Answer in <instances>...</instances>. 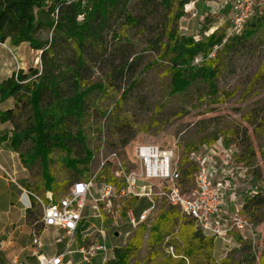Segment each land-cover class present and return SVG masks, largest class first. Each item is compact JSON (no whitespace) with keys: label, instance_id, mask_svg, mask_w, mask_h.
<instances>
[{"label":"rangeland","instance_id":"1","mask_svg":"<svg viewBox=\"0 0 264 264\" xmlns=\"http://www.w3.org/2000/svg\"><path fill=\"white\" fill-rule=\"evenodd\" d=\"M241 12L234 8L233 0H190L179 21V31L196 39L215 30L229 37L241 29L235 23L236 13ZM250 13L246 25L256 14L264 15V0H253ZM132 37L141 39L136 32ZM142 47H137L138 51ZM39 55L40 52L31 49L27 43L14 46L8 40L0 44V85L15 76L18 68L28 72L39 67ZM145 55L137 76L138 87L122 104L121 110L115 106L120 97L116 92L104 99L95 97L91 104L93 111L85 121L83 131L92 158L90 164L81 166L79 172L82 173L81 179L92 181L93 186L87 198L85 220L70 244V252L64 255L63 264H104L112 257L115 247L125 246L138 234L142 225H132L127 211L133 209L138 217L143 209L151 206L149 199L134 200L119 191L105 196L100 190L109 183L119 189L116 175L120 164L123 169L134 167L136 148L141 144H156L174 151L185 193L195 187L196 173L205 162L214 182L221 184L224 190L220 219L227 235L216 237L213 262L200 256L180 261L185 250L182 236L187 226L186 216L166 195H161L156 200L154 215L147 223L141 249L130 264H221L225 258L230 259V264H264V207L244 209L247 199L256 195L264 197V27L249 47L238 52L233 59L224 56L218 80L219 92L215 96L208 94L204 83L173 95L167 60L149 52ZM155 59V63L144 70ZM141 100L143 104L139 107ZM20 108L15 97L3 100L0 93V113L9 109L17 111L20 115L17 122L24 125L29 112H21ZM14 129L11 122L2 123L0 120V143L5 142V151L2 147L1 154L9 162L12 157L16 159L14 164L20 172L10 171L17 182L14 183L15 191L30 200L22 186L42 197L44 192L36 190L44 191L41 164L26 160L30 143H25L18 151L12 147ZM1 154L0 163L5 166ZM66 156L65 152L57 150L49 157L58 197L69 193L76 177L65 166ZM192 169L188 178L183 172ZM0 171L4 173L1 167ZM37 203L30 219L22 218L19 223L17 216V225L21 228L15 234H0V264H12L15 255L19 256L20 264H39L41 255L51 258L66 252L68 240L61 238L59 231L53 228L42 231L36 222H32L41 216V206ZM163 212L168 215V220L161 224L164 242L151 246V227ZM235 218L245 221L244 229L233 226ZM33 232L38 235L36 243L31 238ZM96 243L105 245L107 252L100 251L86 261L79 248Z\"/></svg>","mask_w":264,"mask_h":264},{"label":"trees","instance_id":"2","mask_svg":"<svg viewBox=\"0 0 264 264\" xmlns=\"http://www.w3.org/2000/svg\"><path fill=\"white\" fill-rule=\"evenodd\" d=\"M189 1L0 0V43L8 40L14 46L27 43L40 52L39 67L28 72L19 70L5 85H0L3 100L15 97L17 106L21 105L20 111L28 110L27 122L19 124L20 115L12 109L1 112L0 120L15 125L11 145L16 151L25 143L31 144L25 159L41 164L44 191L36 189L38 193L44 192L41 198L48 192L60 198L49 167V157L54 151L67 154L65 166L75 174V182L82 181L80 168L88 166L92 158L83 126L92 114L93 99L112 97L116 92L120 97L115 106L121 110L138 87L137 76L146 52L167 60L173 95L199 83L207 86L210 96L218 95L224 56L233 59L249 47L264 27V15L256 14L252 22L245 23L232 36L215 30L196 39L179 31V21ZM134 32L141 39H133ZM140 45L143 47L138 51ZM142 104L143 100L139 107ZM183 173L189 178L193 169ZM116 178L121 185L118 172ZM37 202L33 197L27 219L34 215ZM253 206L264 207V197L256 195L247 199L244 209L249 211ZM183 214L187 226L182 236L185 250L180 261L200 256L213 262L216 237L203 233L195 219ZM41 217L42 209L40 218L32 222L43 230ZM157 220L151 227V246L164 242L161 224L168 220L167 213H161ZM146 230L147 224H143L125 246L114 248L112 257L104 264H130L141 249ZM230 263L228 258L221 262Z\"/></svg>","mask_w":264,"mask_h":264},{"label":"built area","instance_id":"3","mask_svg":"<svg viewBox=\"0 0 264 264\" xmlns=\"http://www.w3.org/2000/svg\"><path fill=\"white\" fill-rule=\"evenodd\" d=\"M233 3L236 10L242 11L241 14L236 13L235 17V23L242 29L248 20V14L252 12L253 0H233ZM16 62L19 65L17 58ZM18 71L19 68L16 70V75ZM135 156L134 167L123 169L120 164L118 177L121 185L118 190V187L111 183L106 184L100 190V193L105 196L119 191L123 196L149 199L151 206L143 209L138 217L134 215L133 209L127 213L132 225L147 224L154 215L153 209L157 198L166 195L173 205L178 206L183 213L196 220L197 227L203 233L222 238L227 235V230L223 228L220 219V210L224 204V190L221 184L214 182L205 162L196 173L195 187L185 193L181 187L182 176L176 165L173 150L162 148L156 144H141L137 146ZM3 170L9 178L15 181L8 171ZM160 182L161 186L158 185ZM164 183H168V185L165 187ZM92 186V181L75 182L69 193L60 198H55L51 192H48L45 198H41L22 188L39 202L42 209L43 229H56L62 234L61 238L68 240L66 252L51 258L41 255L39 264H63V257L70 252V244L85 220L87 198L91 193ZM245 224L242 218H235L233 221V226L238 229H244ZM33 238L36 243L38 235L35 233ZM79 250L84 259L90 261L98 252H107V247L96 243L88 247L82 246ZM14 264H17V261H14Z\"/></svg>","mask_w":264,"mask_h":264},{"label":"crops","instance_id":"4","mask_svg":"<svg viewBox=\"0 0 264 264\" xmlns=\"http://www.w3.org/2000/svg\"><path fill=\"white\" fill-rule=\"evenodd\" d=\"M0 149L3 151V146L5 145V142L0 143ZM3 147V148H2ZM5 151V148H4ZM1 154V151H0ZM15 157V156H14ZM1 158L3 162L5 163V166H3L0 163V167L8 171V173L11 175L10 171H13L15 174H19L20 172L17 171V166H15L14 159L12 157V160L9 162L7 158H5L4 155L1 154ZM6 160L8 163H6ZM10 169V170H9ZM4 172V170H3ZM13 176V175H12ZM15 179V178H14ZM17 183L16 180H11L6 174L1 173L0 171V234H7L9 233L11 236L15 234L18 228H21V225H17V216L19 215V223L22 218L26 219L27 210L31 205V202L33 200V197L30 196V200H28L25 196H23L22 193L17 194L15 191V184ZM21 189L24 188L20 186ZM26 189V188H25ZM25 192V191H23ZM18 211V213H17ZM43 229L42 231H44ZM36 232H33L32 237L34 236ZM0 250V254H1ZM14 261H17V264H20L19 256H14L12 259V264H14Z\"/></svg>","mask_w":264,"mask_h":264}]
</instances>
